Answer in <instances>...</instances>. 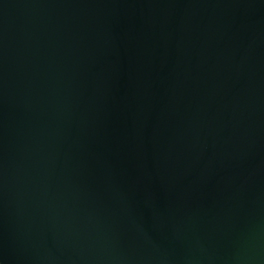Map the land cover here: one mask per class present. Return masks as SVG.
<instances>
[{"label": "water", "instance_id": "95a60500", "mask_svg": "<svg viewBox=\"0 0 264 264\" xmlns=\"http://www.w3.org/2000/svg\"><path fill=\"white\" fill-rule=\"evenodd\" d=\"M0 264H264V0H0Z\"/></svg>", "mask_w": 264, "mask_h": 264}]
</instances>
